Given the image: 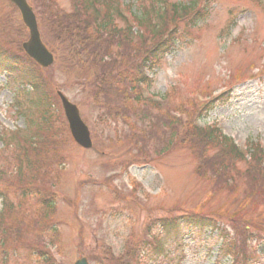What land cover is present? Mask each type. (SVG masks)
Segmentation results:
<instances>
[{"label": "rangeland", "instance_id": "1", "mask_svg": "<svg viewBox=\"0 0 264 264\" xmlns=\"http://www.w3.org/2000/svg\"><path fill=\"white\" fill-rule=\"evenodd\" d=\"M159 1L142 3L157 9ZM28 2L54 63L34 73L45 82L44 116L36 105L41 90L25 83L18 89L26 77L24 66L38 69L21 49L28 31L18 11L0 0V171L5 172L0 174V209L12 208L1 223L13 229L0 239V264H43L31 256L43 251L50 253L51 264H73L81 256L88 264H102V246L117 252L130 232L141 235L148 222L189 214L214 215L222 231L185 237L174 250L173 243L171 264H264V159L260 167L251 166L247 157L236 160L227 182L218 179L222 168L199 165L217 149L200 147L197 160L192 140L204 114L198 107L226 91L228 101H216L204 123L217 125L240 147L251 140L264 150V0H206L207 14L196 27L189 28L185 20L177 25L181 38L172 53L156 57L147 82L128 86L132 110L122 106L117 116L118 70L134 76L133 61L145 50L133 60V44L118 46L121 34H101L96 40L85 33L79 42L81 25L70 19L69 26L74 25L66 30L59 19L76 10L77 0ZM120 9L121 17L113 13L116 26L129 34L124 20L129 10ZM138 34L152 39L148 29ZM130 38L137 46L143 41L134 34ZM105 51L111 52L102 56L104 62L89 60L92 53ZM56 90L78 107L91 133L90 149L71 140ZM36 133L44 136L40 152L30 142ZM18 148L24 149L27 171L19 181ZM28 193L40 196L23 198ZM52 197L56 202L49 213L45 208ZM55 221L56 245L49 242Z\"/></svg>", "mask_w": 264, "mask_h": 264}, {"label": "trees", "instance_id": "2", "mask_svg": "<svg viewBox=\"0 0 264 264\" xmlns=\"http://www.w3.org/2000/svg\"><path fill=\"white\" fill-rule=\"evenodd\" d=\"M119 1L120 0H77L76 10L74 12L66 13V15H59L62 27L64 29L70 28L74 24L69 26V20L75 19L76 24L81 25L77 29V38L79 42L84 40L85 33L90 34L94 39L101 40V34H107L112 38H117L119 47L127 46L132 48V44L135 46L132 48L133 60L139 57V50L143 48L145 50L142 58L133 62L135 67V75L129 76L125 75V72H119L121 79V95L116 98V105L118 106L119 111L122 107V99L125 103V108H131L133 99L127 100L126 96H129L127 89L129 85H138L146 81V70L152 67L153 60L156 59L159 53L170 52L175 43L176 36H172L173 28H177V25L184 20L186 25L190 27H196L199 22L203 19V16L207 14L208 10H198L197 1L190 0L185 3H175L163 6L161 5L157 9H147L143 8L141 15H148L150 13L154 14L158 18V23L150 22L149 25H146L147 28H144L146 32L147 29L151 32L152 39L146 35L143 37L138 34L142 31V24L138 22L141 19L134 18L133 23L128 25L126 22L128 32H125L123 29H119L113 18V12L119 13ZM171 9V12L166 15V8ZM166 27H163V26ZM135 27V28H134ZM173 27L170 30L168 28ZM76 34L72 38L76 39ZM134 34L139 38L143 39L140 45H135L132 43L130 35ZM185 35V31L181 33ZM148 40V41H147ZM88 43H81L82 47L87 46ZM109 51L101 53H92V57L89 58L90 61L94 64L98 62H104L102 56H110ZM105 53V54H104ZM104 54V55H103ZM93 64V65H94ZM24 66V65H23ZM26 77L21 81L22 84H27L32 87L33 91L41 90L40 95L36 101V105H39V112L44 116L46 115L45 103H48L46 96L42 93V88L45 84L44 79L41 76L35 75V71L39 69L28 68L24 66ZM127 73V72H126ZM132 97V96H131ZM228 95L220 94L219 96L213 98V100L205 101L202 107H198V111L201 112L204 110V114L200 118L205 117V114L213 108L216 101L219 103L227 102ZM30 103H33V99H29ZM41 106V107H40ZM19 107V106H18ZM44 119H41L43 122ZM195 132L192 134V140L195 141L196 145V154L194 153L195 158L198 160L199 154L197 151L200 147L203 150L206 148H216L217 153L214 156H208L205 154L203 158L199 161L201 166L202 162L209 164L211 170L222 168L223 173L218 176V179H225L227 182L232 178L231 171L235 170V163L238 159H243L246 157V154L250 155L248 163L251 166L260 167L262 159H264V150L260 148L258 143L248 142L246 150L240 149L237 145L234 144L231 138L225 136L217 128L215 124L213 125H195ZM185 135V133H184ZM18 137V134L16 135ZM35 138H32L30 141L31 144H34L35 151H41L42 140L44 136L38 137V134H34ZM27 140L24 141V145L27 144ZM6 143V142H5ZM7 144V143H6ZM28 149V148H27ZM24 155V149L18 148L14 154L15 161V171L18 181L20 177L26 174V170L22 167V158ZM201 155V154H200ZM50 158L54 156L51 153ZM41 163H37V167H40ZM35 168V169H36ZM206 170V169H205ZM0 174H5L4 171H0ZM27 193L28 191H24ZM26 196V195H25ZM11 212V209H6V213ZM6 213H0V239L6 237L13 229L12 227H7L2 224L4 220V215ZM218 218L214 215L206 216L204 214H189L186 216H174L168 218H158L150 221L146 224L141 235L130 232L124 239L123 248L121 252L117 255H112L110 252H106V258L103 259L106 264H171L172 258L169 256L171 254L170 245L176 243L177 246L173 247L172 250L179 246H182V240L185 236H190L192 240H195L193 236L204 234L206 231L213 232L222 231V228L219 227ZM197 238V237H196ZM222 249L220 246L219 249ZM106 260V262H105Z\"/></svg>", "mask_w": 264, "mask_h": 264}, {"label": "water", "instance_id": "3", "mask_svg": "<svg viewBox=\"0 0 264 264\" xmlns=\"http://www.w3.org/2000/svg\"><path fill=\"white\" fill-rule=\"evenodd\" d=\"M20 10L25 25L29 28V39L23 43L26 53L42 66H48L52 62V55L47 51L40 41L35 17L25 0H10ZM66 118L69 123L70 132L75 141L83 147H90L91 140L88 129L82 123L78 109L70 103L60 92L58 93ZM75 264H87L85 258H81Z\"/></svg>", "mask_w": 264, "mask_h": 264}]
</instances>
